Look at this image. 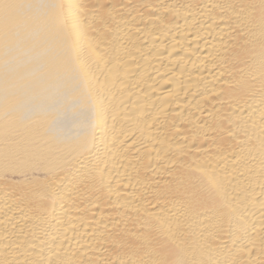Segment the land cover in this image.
Returning a JSON list of instances; mask_svg holds the SVG:
<instances>
[{
  "label": "bare ground",
  "instance_id": "1",
  "mask_svg": "<svg viewBox=\"0 0 264 264\" xmlns=\"http://www.w3.org/2000/svg\"><path fill=\"white\" fill-rule=\"evenodd\" d=\"M0 264H264V0H0Z\"/></svg>",
  "mask_w": 264,
  "mask_h": 264
}]
</instances>
